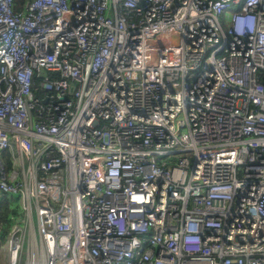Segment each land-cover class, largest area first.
I'll return each instance as SVG.
<instances>
[{
	"label": "built area",
	"instance_id": "1",
	"mask_svg": "<svg viewBox=\"0 0 264 264\" xmlns=\"http://www.w3.org/2000/svg\"><path fill=\"white\" fill-rule=\"evenodd\" d=\"M14 3L5 264H264V0Z\"/></svg>",
	"mask_w": 264,
	"mask_h": 264
},
{
	"label": "trees",
	"instance_id": "2",
	"mask_svg": "<svg viewBox=\"0 0 264 264\" xmlns=\"http://www.w3.org/2000/svg\"><path fill=\"white\" fill-rule=\"evenodd\" d=\"M27 0H15L14 9L21 10ZM11 162L8 159V165ZM10 196H6L0 199V248L5 241L6 235L12 228L14 218L20 214L19 206H15ZM0 264H3L1 253H0Z\"/></svg>",
	"mask_w": 264,
	"mask_h": 264
},
{
	"label": "rangeland",
	"instance_id": "3",
	"mask_svg": "<svg viewBox=\"0 0 264 264\" xmlns=\"http://www.w3.org/2000/svg\"><path fill=\"white\" fill-rule=\"evenodd\" d=\"M221 19L223 21V25H224V28L227 30L228 26H227V19L225 17V15H222L221 16ZM31 247H29V250L26 248L22 254V259H21V263L20 264H27V257H28V254L31 252ZM2 261L4 263V260L2 258Z\"/></svg>",
	"mask_w": 264,
	"mask_h": 264
},
{
	"label": "water",
	"instance_id": "4",
	"mask_svg": "<svg viewBox=\"0 0 264 264\" xmlns=\"http://www.w3.org/2000/svg\"><path fill=\"white\" fill-rule=\"evenodd\" d=\"M41 72H42V74H46V71L44 69H41ZM73 87H74V83L71 84V88L70 89L73 90Z\"/></svg>",
	"mask_w": 264,
	"mask_h": 264
},
{
	"label": "crops",
	"instance_id": "5",
	"mask_svg": "<svg viewBox=\"0 0 264 264\" xmlns=\"http://www.w3.org/2000/svg\"><path fill=\"white\" fill-rule=\"evenodd\" d=\"M3 264H5V262Z\"/></svg>",
	"mask_w": 264,
	"mask_h": 264
}]
</instances>
